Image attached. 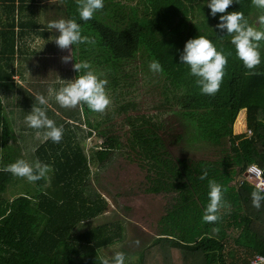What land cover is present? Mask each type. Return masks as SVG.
<instances>
[{
	"label": "trees",
	"instance_id": "obj_1",
	"mask_svg": "<svg viewBox=\"0 0 264 264\" xmlns=\"http://www.w3.org/2000/svg\"><path fill=\"white\" fill-rule=\"evenodd\" d=\"M209 2L104 0L103 9L87 21L79 16L77 0L47 2L50 17L75 20L81 34L95 40L74 44L72 56L75 63L89 62L108 81L106 90L114 106L103 115L80 105L75 115H69L81 120V114L102 139L89 152L76 139L74 130L82 128L74 119L63 125L59 143L39 139L31 153L35 161L53 169L48 184L45 179L30 183L0 171V264H101L105 257L100 251L123 237L122 221L89 224L86 229L84 223L106 207L94 184L121 149L130 162L145 169L143 190L167 197L166 211L153 224L158 236L136 262L128 264H247L256 254L264 256V202L259 210L253 207L251 193L256 187L245 177L250 164L264 168V41L261 64L255 69L259 75H247L232 37L215 27L221 14L213 17ZM25 8V0H0V12L7 16ZM256 10L264 16V9L252 0H234L227 12H242L252 26ZM22 21L20 32L14 20L0 28V89L14 85L13 70L6 67L13 60L18 34L27 26ZM198 36L209 39L228 59L214 96L201 92L190 66L180 61L186 41ZM153 60L161 64L162 73L149 69ZM138 74L161 86V111L171 112L181 130H166L159 118L131 112L137 111L136 104L127 94L140 80ZM28 105L30 109L39 103ZM241 115L246 130L235 132ZM117 116L126 126L123 136L113 130ZM12 138L0 95V168L25 159L5 150ZM185 142L202 151L198 158L176 153ZM91 165L97 168L91 170ZM204 170L208 175L201 180ZM210 180L221 185L231 206L214 223L203 220Z\"/></svg>",
	"mask_w": 264,
	"mask_h": 264
},
{
	"label": "rangeland",
	"instance_id": "obj_2",
	"mask_svg": "<svg viewBox=\"0 0 264 264\" xmlns=\"http://www.w3.org/2000/svg\"><path fill=\"white\" fill-rule=\"evenodd\" d=\"M4 13L6 14V12H2L1 15L4 16ZM24 13V21L32 18L40 22L41 15H43L31 6L24 9ZM261 16H263L262 13L257 10L253 14L252 26L257 30H264V24L259 22ZM53 20L57 19H54V16H49L48 22L46 21L47 23L42 24L41 27L36 26L32 30L26 28L29 29L30 34L20 46V50L24 53L15 52L13 60L6 67L8 72L13 70L14 85L0 89V95L6 110V118L11 123L13 130V138L8 146H5V150L17 153L20 158L24 156L25 160L30 162L35 161L31 152H33L40 138L36 136L38 130L30 128L25 122V117L30 114L32 109H27V106H29L27 104L36 102L37 95H44L49 99V103L47 106L39 105V107L46 108L48 118L54 120L57 126H63L68 121L71 122L70 119H74V117L69 115H75L80 107L79 105L75 108H62L54 98L48 97L50 87L55 91H59L61 87L66 86L78 77L77 72L73 69L74 59L67 63L61 59L63 56L70 54L72 56V48L71 53L67 49L61 50L58 48L53 38L58 36L59 32L55 29H47L48 23ZM5 26L6 24H0V28ZM18 31L19 29H16V32ZM41 32L44 33L41 34ZM138 76L140 80L134 82V85L129 88L130 94H127L134 99L136 104L137 111L131 112L153 116L155 119L159 118L164 123L166 130L171 128L173 132L181 130L179 121L171 112L161 111V107L164 108L162 103L164 96L161 94V86L155 80L149 82V80L141 79L143 74H138ZM41 82L46 86L44 89H41V86L38 85L42 84ZM113 106L112 101L106 111ZM241 117V123L234 128L235 132L246 130L244 117L242 115ZM79 118L81 120L74 119L81 124L80 127L82 128L81 130H74L77 141L81 142L86 152H89L93 146L97 145L98 148L102 139L98 137L97 131L87 126L86 119L81 114ZM113 123L114 133L123 136L126 126L120 116L115 117ZM89 129L91 135L87 134ZM39 131L43 132L44 130ZM183 146L185 148H177L176 153L198 158L202 152L191 143L185 142ZM173 151H175V148H173ZM120 153L112 160L113 164L108 165L104 172L98 175L100 177L99 182L94 184V188L106 200V207L99 216L84 223V229L89 227V224L99 225L104 221L115 222L117 219L121 220L123 224L122 239L102 249L100 255L111 258L115 252H123L125 254V264H128L129 262H136L140 252L155 237L157 229L153 224L166 211L167 197L162 194L145 192L142 185V182L146 181L145 169L136 163L130 162L126 158V152L123 149L120 150ZM96 168V166L91 165V170ZM92 177L94 178L93 174ZM45 182L48 184V180L45 179ZM9 195L11 198L12 194ZM137 240L139 241L138 245L136 244ZM230 244L233 246L232 242Z\"/></svg>",
	"mask_w": 264,
	"mask_h": 264
},
{
	"label": "clouds",
	"instance_id": "obj_3",
	"mask_svg": "<svg viewBox=\"0 0 264 264\" xmlns=\"http://www.w3.org/2000/svg\"><path fill=\"white\" fill-rule=\"evenodd\" d=\"M50 2V0H49ZM52 3L59 4L61 0H51ZM234 0H210L208 7L210 14L215 17L220 13L219 23L215 26L220 31H227L232 37L231 43L235 46L236 55L242 61L244 67L248 69L247 75H259L255 69L261 64V41H264V30L249 25L244 14L240 11L227 12ZM238 3L239 0H236ZM79 16L82 20H91L94 13L103 9L104 0H77ZM252 4L260 9H264V0H252ZM264 24V16L259 19ZM49 30L55 29L59 35L54 37V42L61 50L67 49L71 53L74 44L89 43L94 44L95 40L81 34V26L73 19L50 21L47 25ZM62 61L67 63L73 60L71 54L63 56ZM182 64L190 66L191 75L197 77V85L201 92L206 95L214 96L220 89L225 67L228 64L227 57L222 51H218L213 43L204 36H198L186 41L183 52L180 55ZM73 69L79 73L85 70L71 83L63 86L59 91L51 87L48 89V97L54 98L56 103L62 108H75L79 105L87 107L96 113H105L112 104V100L106 90L108 81L92 70V66L87 61L73 63ZM152 72L162 73L163 68L158 61L153 60L149 64ZM36 100L39 105L47 106L49 99L44 95H37ZM25 122L30 128L38 130L37 138L43 141L51 140L59 143L63 138V126H57L55 121L48 118L46 108L33 107L30 114L25 117ZM39 130H44L43 132ZM103 150V149H101ZM35 151V149H33ZM0 171L11 173L13 176L24 178L30 183H35L42 179L50 182V175L53 171L50 165L41 163L39 160L30 163L21 158L15 162L0 168ZM252 172L255 176L264 175L259 169L253 167ZM207 170L202 171L199 179L207 177ZM209 203L205 209L203 220L207 223H214L221 219L223 210H230V204L224 200L222 187L214 180L209 181ZM252 205L259 210L264 202V182L258 184L256 190L251 193ZM139 244V241H136ZM101 264H125V254L115 252L111 257L102 258Z\"/></svg>",
	"mask_w": 264,
	"mask_h": 264
},
{
	"label": "crops",
	"instance_id": "obj_4",
	"mask_svg": "<svg viewBox=\"0 0 264 264\" xmlns=\"http://www.w3.org/2000/svg\"><path fill=\"white\" fill-rule=\"evenodd\" d=\"M49 1L47 0H37V1H30V0H25V4H26V8L28 7H34L36 9V11H40L43 15H41V20L40 22H38L37 20H33L32 18H29L27 19V21H22L25 23L26 28H34V25L36 26H40L42 24H46L48 22V18H49V13L46 12L45 10H49V8L47 7ZM44 6H46V8H44ZM25 8V9H26ZM1 11V10H0ZM50 11V10H49ZM49 14V15H48ZM25 16V13H24V10L23 12H18L16 11L14 14L11 13L9 16H7L5 13H4V16L1 15V12H0V24H6V23H10L14 20V23L16 25V29H17V26H19V22L21 20H23V17ZM47 21V22H46ZM24 29L22 31V33H19L18 36H17V43H16V51H20L21 53H24V51L20 50V46H22V42H25L24 40L26 39V37L30 34V31L29 29ZM48 29V28H47ZM20 32V29L19 31ZM44 32H41V34H43ZM34 36L32 35V38ZM13 74V73H12ZM42 83V82H41ZM41 86V89H44L46 86L44 85V83L42 84H38ZM44 85V86H42ZM29 100V99H28ZM28 105V104H27ZM58 119V118H57ZM59 120L61 121L62 119L59 118ZM18 126V125H17ZM158 236L155 234V237Z\"/></svg>",
	"mask_w": 264,
	"mask_h": 264
},
{
	"label": "built area",
	"instance_id": "obj_5",
	"mask_svg": "<svg viewBox=\"0 0 264 264\" xmlns=\"http://www.w3.org/2000/svg\"><path fill=\"white\" fill-rule=\"evenodd\" d=\"M253 167L259 169L262 173H264V168L256 164H250L245 170L246 180L250 182L253 186L257 187L258 184L264 182V175L260 177L255 176V174L252 172ZM247 264H264V256L261 254H256L249 260Z\"/></svg>",
	"mask_w": 264,
	"mask_h": 264
}]
</instances>
